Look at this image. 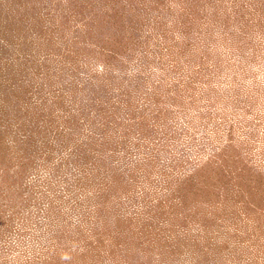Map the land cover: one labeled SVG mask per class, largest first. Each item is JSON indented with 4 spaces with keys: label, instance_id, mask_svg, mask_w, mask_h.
<instances>
[{
    "label": "rangeland",
    "instance_id": "obj_1",
    "mask_svg": "<svg viewBox=\"0 0 264 264\" xmlns=\"http://www.w3.org/2000/svg\"><path fill=\"white\" fill-rule=\"evenodd\" d=\"M0 264H264V0H0Z\"/></svg>",
    "mask_w": 264,
    "mask_h": 264
},
{
    "label": "trees",
    "instance_id": "obj_2",
    "mask_svg": "<svg viewBox=\"0 0 264 264\" xmlns=\"http://www.w3.org/2000/svg\"><path fill=\"white\" fill-rule=\"evenodd\" d=\"M182 33H186L185 31H181ZM189 45H190V43H189ZM191 46V45H190ZM191 47H193V45L191 46ZM127 48V47H126ZM126 48H122L121 50L124 52V51H126ZM107 50H109V51H111V52H113V53H118V51H119V49H116V48H114V47H112V46H110L109 48H107ZM183 51V50H182ZM183 54V52H181L180 51V55H182ZM178 56V55H177ZM177 59V60H176ZM173 58V59H171V60H173V61H175V62H178V58ZM203 61H206L205 60V58L203 59L202 58V60H201V65H200V67L203 65ZM210 66H211V64H210ZM200 67H198L199 69H200ZM109 116V115H108Z\"/></svg>",
    "mask_w": 264,
    "mask_h": 264
}]
</instances>
